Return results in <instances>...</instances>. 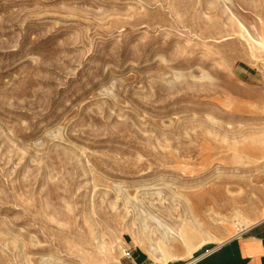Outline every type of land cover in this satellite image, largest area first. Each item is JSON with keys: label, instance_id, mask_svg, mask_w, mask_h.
Returning <instances> with one entry per match:
<instances>
[{"label": "rangeland", "instance_id": "rangeland-1", "mask_svg": "<svg viewBox=\"0 0 264 264\" xmlns=\"http://www.w3.org/2000/svg\"><path fill=\"white\" fill-rule=\"evenodd\" d=\"M248 34L264 0H0V264H158L151 216L191 257L263 221Z\"/></svg>", "mask_w": 264, "mask_h": 264}, {"label": "crops", "instance_id": "crops-1", "mask_svg": "<svg viewBox=\"0 0 264 264\" xmlns=\"http://www.w3.org/2000/svg\"><path fill=\"white\" fill-rule=\"evenodd\" d=\"M248 228L209 251L200 252L195 257H191L192 252L178 256L183 258L170 259L167 262H158L151 255L149 258L158 264H264V220ZM186 258L190 259L182 260ZM132 261L135 264L147 262L138 251L133 253Z\"/></svg>", "mask_w": 264, "mask_h": 264}, {"label": "bare ground", "instance_id": "bare-ground-1", "mask_svg": "<svg viewBox=\"0 0 264 264\" xmlns=\"http://www.w3.org/2000/svg\"><path fill=\"white\" fill-rule=\"evenodd\" d=\"M247 41H250L255 46H258V47L264 49V43L254 40L249 34H248ZM250 48H251V50L253 49L252 45H250ZM151 220L157 226L158 230H161L160 233H162V236H163V241L161 242V244H159V246L157 245V246H151L150 247L151 256L159 258L160 262H167L168 260L173 259V257H175V255H174L175 253H172V251H169V248L174 249L173 247H171V246H173L174 242H179V243L186 245L187 249H188L187 253H189V254L194 252L197 249V247L199 248V246H196V247L191 246V242L186 239V236H187L186 233L180 231L179 234H177V233L175 234L172 231L171 227L168 228L165 224L163 225L155 217L151 216ZM236 225H237L236 231H238V232L244 231L245 229L248 228V224L244 220H242L240 223H238ZM158 256H160V257H158Z\"/></svg>", "mask_w": 264, "mask_h": 264}]
</instances>
